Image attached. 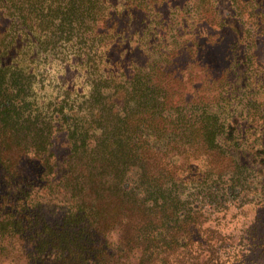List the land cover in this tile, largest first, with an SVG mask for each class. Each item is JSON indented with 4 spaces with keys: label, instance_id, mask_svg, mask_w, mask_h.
I'll return each instance as SVG.
<instances>
[{
    "label": "trees",
    "instance_id": "trees-1",
    "mask_svg": "<svg viewBox=\"0 0 264 264\" xmlns=\"http://www.w3.org/2000/svg\"><path fill=\"white\" fill-rule=\"evenodd\" d=\"M233 208L264 210V0H0V264H237Z\"/></svg>",
    "mask_w": 264,
    "mask_h": 264
},
{
    "label": "rangeland",
    "instance_id": "rangeland-1",
    "mask_svg": "<svg viewBox=\"0 0 264 264\" xmlns=\"http://www.w3.org/2000/svg\"><path fill=\"white\" fill-rule=\"evenodd\" d=\"M204 32L202 39L207 37L205 35L207 31ZM187 55L188 53L182 54V62L187 60ZM198 70L196 66L194 71L197 72ZM59 141L62 142V139ZM64 150L65 148L62 147L56 151L61 155ZM258 217H260V220H257ZM220 219L222 225H225V221L228 223L227 227H230V231L233 233L232 242H234V246H237V252H242L237 264H264V210H250L247 214L242 213L241 209L233 208L226 218ZM241 234L243 240H241ZM260 243H262V246L256 247ZM235 258V256L232 257L231 264H236Z\"/></svg>",
    "mask_w": 264,
    "mask_h": 264
}]
</instances>
